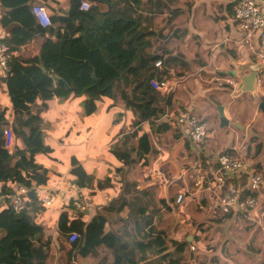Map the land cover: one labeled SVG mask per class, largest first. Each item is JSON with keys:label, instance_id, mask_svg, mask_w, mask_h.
<instances>
[{"label": "trees", "instance_id": "trees-1", "mask_svg": "<svg viewBox=\"0 0 264 264\" xmlns=\"http://www.w3.org/2000/svg\"><path fill=\"white\" fill-rule=\"evenodd\" d=\"M32 1L0 0L3 10L0 27L7 32L0 41L11 52L8 75L2 80L9 105L0 109V229L5 231V237L0 240V264H47L54 257L50 250L51 238L45 237L43 228L36 224L39 207L34 194L36 188L48 183L47 170L36 161L37 156L48 157L52 153L44 143L39 118L47 102L53 98L84 97L83 114L90 116L96 111V102L112 100L117 92L125 108L135 115L134 127H138L155 119L165 108L166 99L150 86L152 79L160 77L154 68L155 61L161 60L166 74L172 63L181 58L177 54L173 56L165 46L175 36L174 33L164 35L165 27L170 28L181 12L171 8L167 0H87L91 6L85 12L78 9L83 0H69L66 15L51 11L47 28L36 23L31 13ZM235 4L233 0L232 6ZM165 13V25L155 36V43H163L162 53L155 56L151 53L152 42L145 39V34L155 18ZM115 30L122 36L113 40ZM37 35L48 36L39 54L20 58L21 48ZM119 85L124 89L119 90ZM258 107L264 114V97ZM7 110L11 113L9 119ZM8 128L15 136L11 153L5 148L4 140ZM166 129L158 125L154 131ZM138 130L131 135L137 138L134 155L135 159H143L152 153L153 145L150 135L143 129ZM129 138L122 137L121 142L110 149V154L124 166L134 161L126 147ZM258 147L254 150L256 155ZM69 174L79 187L92 191L109 187L112 181L95 179L81 165H74ZM241 179L246 182L247 175ZM20 187L28 190L27 205L20 214H15L10 209L9 196ZM128 194L129 216L123 226L115 225L121 197L101 208L89 222L83 215L70 219L66 211L61 210L55 222L60 249L65 248L80 258L101 255L107 259L103 264H182L189 243L185 239L173 241L172 249H160L158 242L164 233L153 224L157 209L152 194L138 188H132ZM255 195L249 184L244 183L241 197ZM204 231L207 227L197 225L192 242L198 241ZM72 232L78 234V239L67 247L65 239Z\"/></svg>", "mask_w": 264, "mask_h": 264}, {"label": "crops", "instance_id": "crops-1", "mask_svg": "<svg viewBox=\"0 0 264 264\" xmlns=\"http://www.w3.org/2000/svg\"><path fill=\"white\" fill-rule=\"evenodd\" d=\"M232 1L167 0L171 8L181 10L179 16L172 21L171 27L166 26L164 31V35H172V33L175 35L165 44L166 48L172 52L173 56L177 54L181 57L172 63L166 74L163 72L160 74V77L168 83L173 80L178 81L177 88L166 98L167 110L170 112L169 118L164 117L166 113L164 108L155 119L143 122L138 126L140 128L134 127L136 117L131 110L125 108L117 92L112 100L101 99L100 102H96V111L90 116L83 114L84 97L60 100L53 98L47 102V108L39 112L43 140L52 153L48 157L39 155L36 161L47 170L46 185L49 186L60 178L73 182L69 173L74 165H81L87 174L101 182L108 178L112 180L109 187L101 190L92 191L84 188L94 202L93 207L82 214L86 222H89L110 201L121 197L117 209L123 208L120 212H115L117 218L115 225L123 226L128 220L129 205L128 198L119 193L123 183L129 182V185L122 190L123 193L128 188V191L132 188L149 191L156 203L155 217H164L166 213H170L175 221L182 222L180 219L193 209L192 216L196 219L200 218L201 224L205 227L220 219L222 223L219 227L223 229L227 227V224L229 226L233 224L239 230L236 233L233 230L228 233L229 263L264 264V210L262 207L247 210L244 215L235 216V218L221 216L217 196L212 191H198L193 188L188 172L192 157H199L203 164L215 168L216 155L224 153L243 161L249 168L243 174L247 175L248 182H244L243 179L239 181L242 190L244 183L249 184L251 174L259 173L262 176L260 193H256L255 196H264V114L258 107L261 98L264 97V71L261 73L262 83L260 85L255 83L253 93L241 92V82L237 78V71L240 67L248 66L249 63L258 62L256 54L243 43L242 34L233 21L235 5L232 6ZM255 1L264 4V0ZM35 3L43 5L48 14L55 11L66 15L69 7V0H33L32 4ZM2 11L0 7V15ZM183 17L186 19L180 23L179 20ZM163 19L166 21V13L155 18L153 26L145 34V39L152 42L151 53L155 56L162 53L163 43H155V36L159 35L158 33L165 25ZM179 25L182 29L178 28ZM6 34L7 32L0 27V39H3ZM112 36L113 40H116L122 34L115 30ZM46 39H48L47 35H37L21 48L19 57L27 59L37 56ZM251 44L256 46L257 42L252 41ZM226 76L237 79L235 81L239 83L238 87L218 88L212 82L213 78ZM123 89L124 86L119 85V90ZM0 98V109H6L9 101L2 80L0 81ZM220 105L224 107V116L228 121V125L223 128L219 126L217 114ZM34 109V111L38 110ZM177 109L186 110L208 121L207 136L197 150L191 147L189 139L175 123L173 114ZM10 114V110H7L8 119ZM158 125L167 129L154 131ZM94 126L99 129V135L95 138L92 135L93 131L91 132ZM138 129H143L142 131L150 135L153 145L152 153L143 159H135L134 155L137 138L131 135ZM140 134L141 132L137 133V136ZM125 136H130L129 140L136 142L133 149H129L127 144L133 154L131 158L134 159L129 166L121 165L116 159L112 162V154H110L111 147L121 142L122 137ZM251 139L252 144H250ZM257 145H259V151L256 149V155L254 150ZM133 167L136 175L128 181L126 174L130 173ZM181 193L185 194V201L182 205H176L175 199ZM61 210L55 204L50 209L37 213L36 224L43 228L45 236L52 234V231L45 229L47 225L56 228L55 222ZM242 227L251 228L248 236H251L252 245L258 253L255 257H247L238 252L244 248L247 237V232L241 229ZM108 230L109 227H106L105 231ZM234 234L237 236H233ZM192 240L193 238L190 239ZM66 246L70 245L66 244ZM50 250H53L54 257L47 264H103L107 261L101 255L97 258L95 254L86 258L74 257L67 249H60L59 243L54 240L50 243ZM182 264L196 263L187 262L185 259Z\"/></svg>", "mask_w": 264, "mask_h": 264}, {"label": "built area", "instance_id": "built-area-1", "mask_svg": "<svg viewBox=\"0 0 264 264\" xmlns=\"http://www.w3.org/2000/svg\"><path fill=\"white\" fill-rule=\"evenodd\" d=\"M91 6L89 1H82L79 5V11H88ZM31 13L36 23L41 28L50 26V18L47 10L41 4H34ZM233 21L236 23L242 34L243 43L249 47V50L256 54V60L261 63L262 69L256 75V85L262 83V71H264V4L255 0H238L233 8ZM256 41V46L251 42ZM11 58L9 47L0 41V81L5 80L9 67L8 63ZM154 68L159 74L163 72L161 60L154 63ZM232 76L213 78L212 82L218 88H237L239 83ZM154 92L160 97H168L169 94L177 88L178 81L173 80L168 83L163 78H154L150 82ZM170 112L166 109L165 118H169ZM173 117L178 129L189 139L190 145L197 150L203 144L209 129L208 123L186 110H175ZM5 148L11 153L15 147V136L13 130L8 128L4 132ZM111 161L115 157L111 156ZM215 168L211 165L203 164L199 157L189 161L188 172L192 187L198 191H212L218 198V205L221 216L235 218L242 216L247 210L262 207L264 210V196L242 198V187L239 184L240 179L245 171L249 170L248 166L241 160L235 159L230 155L219 153L215 157ZM262 176L259 173L251 174L249 177V186L251 191L260 193ZM28 190L20 187L13 190L9 196V206L12 212L20 214L27 205L26 194ZM34 194L38 198L39 213L43 210L50 209L57 204L62 211H66L70 219H78L84 212L93 207L89 193L79 187L77 184L60 178L53 185H44L36 188ZM185 201V194L177 195L176 205H182ZM120 207L117 212H120ZM126 211V210H125ZM61 212V211H60ZM78 239V234L72 232L67 235L65 242L67 245L73 244ZM194 251V247H189Z\"/></svg>", "mask_w": 264, "mask_h": 264}, {"label": "rangeland", "instance_id": "rangeland-1", "mask_svg": "<svg viewBox=\"0 0 264 264\" xmlns=\"http://www.w3.org/2000/svg\"><path fill=\"white\" fill-rule=\"evenodd\" d=\"M83 1H87V0H83ZM185 19H186L185 17L181 18L179 20L180 23H183ZM174 25H178V24H174ZM180 26L181 25H179L178 28L182 29ZM166 98L167 97H164L163 99ZM167 106L168 104H164L165 110L167 109ZM205 121L208 122L207 119H205ZM86 128L87 127H85V129ZM92 131H93L92 135L94 136V138L99 135V129L96 126H94V129H91V132ZM135 143H136L135 141L129 140L127 143L129 144V149L135 148ZM126 175H127L126 179L128 178L129 181L133 176L136 175L135 168L133 167L132 171L130 173L127 172ZM126 185H129V182L123 183L122 190L126 187ZM122 190H120L119 194L122 193L121 195H123L126 198H129V194H128L129 188L125 190L124 193ZM105 198L107 199V197ZM192 211L193 209L189 211V214L188 213L185 214L183 219L182 218L180 219L182 220V222L175 221L174 217L170 213H166L164 217L157 216L154 218L155 229L158 230L160 228L159 230H161L164 233L162 240L158 242L160 249L170 250L172 249L171 243L173 241L181 242L183 239H185L189 243L184 255V260L186 259L187 262L189 261L190 263H196V264H230L227 256V248L229 246V245L227 246L228 243L227 238L229 236L228 233L232 232V230L234 233H236L238 232L239 229L233 224H231L230 226L229 224H227V227L224 229L222 227H219V225H221L222 223L220 219L215 221L212 225H208L207 231L201 232L200 235L198 236L199 237L198 241L192 242L190 241V239L191 238L194 239L195 233L197 232V225L202 223V220L200 218L196 219L192 216V214H194V211L193 212ZM203 225L204 224H202V226ZM45 229L47 231L49 230L52 231V234H49L48 236L45 237H50L51 241L52 240L56 241L57 238V232L55 230L56 228L51 225H47V228ZM241 229L246 230L247 237L246 240L244 241L245 243L244 248H242V250H239L238 252L244 254L247 257L250 256L255 257L258 253H256L255 247H253L252 245L253 243L251 240V236H248L249 235L248 233L251 228L242 227ZM4 234L5 231L3 229H0V237L2 236L1 238L5 237ZM233 236L236 237L237 235L234 234ZM190 246L194 247L195 250L190 251L189 250ZM242 251L245 253H243Z\"/></svg>", "mask_w": 264, "mask_h": 264}, {"label": "water", "instance_id": "water-1", "mask_svg": "<svg viewBox=\"0 0 264 264\" xmlns=\"http://www.w3.org/2000/svg\"><path fill=\"white\" fill-rule=\"evenodd\" d=\"M248 66L240 67L237 71V78L240 80V88L241 92H254V86L256 83V75L259 70L262 69L261 63H249ZM43 69V68H42ZM44 70V69H43ZM217 114L219 117V126L221 128L226 127L228 125V121L224 116V107L220 105L217 109Z\"/></svg>", "mask_w": 264, "mask_h": 264}]
</instances>
